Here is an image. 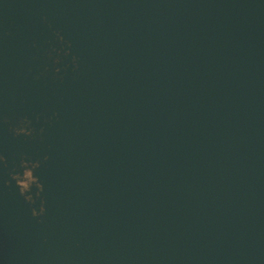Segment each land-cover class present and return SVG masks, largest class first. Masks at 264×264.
Returning <instances> with one entry per match:
<instances>
[{
	"label": "water",
	"instance_id": "95a60500",
	"mask_svg": "<svg viewBox=\"0 0 264 264\" xmlns=\"http://www.w3.org/2000/svg\"><path fill=\"white\" fill-rule=\"evenodd\" d=\"M0 155V264H264V0H0Z\"/></svg>",
	"mask_w": 264,
	"mask_h": 264
},
{
	"label": "clouds",
	"instance_id": "9594fccd",
	"mask_svg": "<svg viewBox=\"0 0 264 264\" xmlns=\"http://www.w3.org/2000/svg\"><path fill=\"white\" fill-rule=\"evenodd\" d=\"M56 35L58 39L61 41L63 40V38L59 36V33ZM58 62L59 61H57V63ZM75 62V58H73V64H75ZM4 123H9L7 118H4ZM9 131L17 137H32L34 133V130L30 127V121L27 119L19 120L15 126L9 128ZM47 159L48 158L45 157V161ZM0 165H2L4 168L8 167L7 159L3 155H0ZM40 166L41 164L39 161L34 162L29 157L21 156L17 168L13 169V171L9 173V179L4 181V185L5 187H9L14 182L15 187L18 190V195L32 209V217L37 219L38 222L43 223L40 218L46 213L45 202L41 200L38 210L34 207L36 204V198H39L44 190L39 178L35 175V172L40 168ZM33 188L36 189L35 198L32 194Z\"/></svg>",
	"mask_w": 264,
	"mask_h": 264
}]
</instances>
